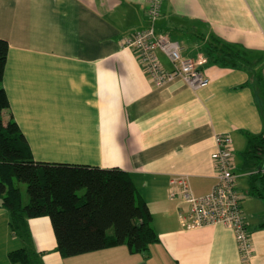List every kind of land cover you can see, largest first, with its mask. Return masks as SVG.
Instances as JSON below:
<instances>
[{
	"label": "crops",
	"instance_id": "0c3cea01",
	"mask_svg": "<svg viewBox=\"0 0 264 264\" xmlns=\"http://www.w3.org/2000/svg\"><path fill=\"white\" fill-rule=\"evenodd\" d=\"M148 0H0V39L8 43L2 86L33 159L43 163L117 168L146 203L158 242L147 253L124 245L63 258L48 217L13 233L0 207V264L27 249L35 264H264V202L249 194L247 137L264 132L253 78L243 69L203 64L208 84L177 80L153 87L135 53L120 42L147 24ZM157 30L182 44L184 57H203V39L264 54V0H163ZM165 70L167 58L158 53ZM264 84V63L259 68ZM228 135L236 189L250 234L243 260L223 225L183 228L187 206L168 198L169 182L185 176L201 197L216 183L215 136Z\"/></svg>",
	"mask_w": 264,
	"mask_h": 264
},
{
	"label": "trees",
	"instance_id": "16d2710c",
	"mask_svg": "<svg viewBox=\"0 0 264 264\" xmlns=\"http://www.w3.org/2000/svg\"><path fill=\"white\" fill-rule=\"evenodd\" d=\"M202 41L200 51L206 65L249 71L264 116V84L259 73L264 54L213 35ZM8 48L0 39V207L8 211L13 233L26 236L28 219L48 217L56 250L63 258L121 245L130 253H147L158 237L151 226V213L126 172L37 162L13 118L3 123L2 115L9 110L2 86ZM242 158L245 167L252 169L249 194L264 202V174L256 173L264 167V132L247 137ZM19 183L26 185L25 205ZM259 227L264 228V222ZM8 257L11 262L35 264L34 253L24 248L11 251Z\"/></svg>",
	"mask_w": 264,
	"mask_h": 264
},
{
	"label": "built area",
	"instance_id": "2783aa9c",
	"mask_svg": "<svg viewBox=\"0 0 264 264\" xmlns=\"http://www.w3.org/2000/svg\"><path fill=\"white\" fill-rule=\"evenodd\" d=\"M163 0H148L144 28L128 34L120 42L123 49L135 53L138 62L153 87L162 89L174 81H181L192 89L208 84V79L199 69L206 63L200 57L192 59L182 54V44L170 38L167 33L157 30ZM158 53H162L171 64L165 70ZM217 148L213 153L216 166V183L210 193L197 197L190 188L185 176H175L169 182L168 198L187 206V212L178 214L183 228H197L210 225H223L233 231L239 253L246 260L251 253L250 234L242 211L243 194L236 189L237 176L234 173V159L231 138L228 135L215 136ZM264 174V167L256 171Z\"/></svg>",
	"mask_w": 264,
	"mask_h": 264
},
{
	"label": "rangeland",
	"instance_id": "374dc122",
	"mask_svg": "<svg viewBox=\"0 0 264 264\" xmlns=\"http://www.w3.org/2000/svg\"><path fill=\"white\" fill-rule=\"evenodd\" d=\"M233 159H234V155H233ZM17 186L19 187L20 192H21L22 203H23V205H25L28 203V195L26 193V185L19 183V184H17Z\"/></svg>",
	"mask_w": 264,
	"mask_h": 264
}]
</instances>
